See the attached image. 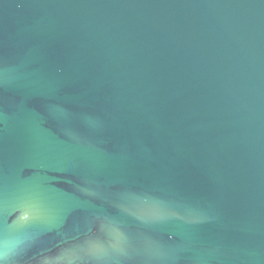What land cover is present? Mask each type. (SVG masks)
<instances>
[{"label":"water","instance_id":"1","mask_svg":"<svg viewBox=\"0 0 264 264\" xmlns=\"http://www.w3.org/2000/svg\"><path fill=\"white\" fill-rule=\"evenodd\" d=\"M3 264H264V0H0Z\"/></svg>","mask_w":264,"mask_h":264},{"label":"snow or ice","instance_id":"2","mask_svg":"<svg viewBox=\"0 0 264 264\" xmlns=\"http://www.w3.org/2000/svg\"><path fill=\"white\" fill-rule=\"evenodd\" d=\"M0 264H3V256L0 255Z\"/></svg>","mask_w":264,"mask_h":264}]
</instances>
